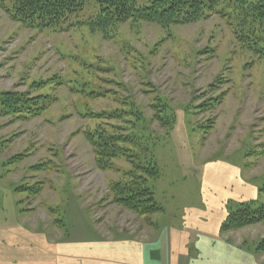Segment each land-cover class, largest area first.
<instances>
[{"label": "rangeland", "instance_id": "1", "mask_svg": "<svg viewBox=\"0 0 264 264\" xmlns=\"http://www.w3.org/2000/svg\"><path fill=\"white\" fill-rule=\"evenodd\" d=\"M5 93L41 98L45 110L25 119L0 107V223L21 221L52 243H164L185 229L191 210L210 209L205 174L223 164L253 186L248 201L264 206L256 188L264 186V61L217 15L169 29L127 23L106 38L87 27L25 29L0 9V102ZM130 108L141 113L125 114ZM158 111L175 116L171 132L154 118ZM118 112L121 121L92 115ZM97 125L124 138L139 131L138 149L148 146L160 171L149 186L163 213L140 218L114 203L111 184L125 183L129 172L148 179L150 169L127 144L137 169L116 159L114 170H99L84 134ZM218 234L246 264H264L256 252L264 223Z\"/></svg>", "mask_w": 264, "mask_h": 264}, {"label": "trees", "instance_id": "2", "mask_svg": "<svg viewBox=\"0 0 264 264\" xmlns=\"http://www.w3.org/2000/svg\"><path fill=\"white\" fill-rule=\"evenodd\" d=\"M0 9L11 21L25 29L62 32L73 27H87L91 32H100L106 38H109L118 27L127 23H149L169 29L173 26L194 24L217 15L227 22L243 50L251 53L258 61H264V0H0ZM96 96L100 97L99 94ZM43 105L41 98L31 99L24 95L1 94L2 115H17V117L22 115L21 117L28 119L42 113L45 110ZM127 111L125 114L129 113L132 117L138 114L139 110L130 108ZM88 114L84 117L90 116ZM125 114L122 116L119 112L105 114L107 117L99 113L92 115L96 121L104 117L121 121L120 118L126 117ZM161 114L158 111L154 118L163 124L162 126L169 125L171 132L176 124L175 116L174 119L169 116L164 119ZM138 118L141 119L140 122L143 121L142 117ZM128 121L125 120L124 124L131 128V122ZM103 128L97 125L94 130L84 132L95 154L97 168L102 171H112L114 160L126 159L133 166L132 170L137 169L134 155L127 154L124 148L127 144L135 145L137 149L145 146L139 131L135 129V134L128 133L124 138L117 134H107L102 131ZM138 150L140 151L136 156H140L145 167L150 169L149 178H137L133 176V172H129L127 175L130 179L125 183L111 184V193L115 197L114 203L140 218H146L164 212L149 186V180L158 179L160 171L148 146L145 152ZM245 165L247 167V164ZM35 167L32 169L40 171L41 166ZM258 186H256L258 192L264 194V186L259 188ZM255 203V200L228 201L225 206L227 217L221 225V232H232L264 223V206L259 207ZM256 252L264 253V240L258 244Z\"/></svg>", "mask_w": 264, "mask_h": 264}, {"label": "crops", "instance_id": "3", "mask_svg": "<svg viewBox=\"0 0 264 264\" xmlns=\"http://www.w3.org/2000/svg\"><path fill=\"white\" fill-rule=\"evenodd\" d=\"M221 167H212L211 178L205 174L203 205L210 209L187 213L185 229L174 230L169 241L52 243L46 234L26 229L21 221H7L0 223V264H246L218 231L227 217L222 212L227 202L248 201L253 186L242 180L237 167ZM216 210L220 213L211 214ZM188 244L195 257H189Z\"/></svg>", "mask_w": 264, "mask_h": 264}]
</instances>
